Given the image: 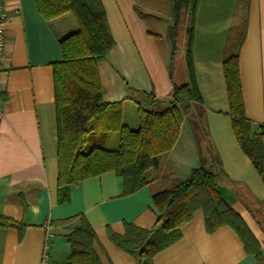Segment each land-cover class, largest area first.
<instances>
[{"label": "crops", "instance_id": "1", "mask_svg": "<svg viewBox=\"0 0 264 264\" xmlns=\"http://www.w3.org/2000/svg\"><path fill=\"white\" fill-rule=\"evenodd\" d=\"M114 45L98 62L103 100L136 114L133 97L143 90L172 95L169 74L173 0H101ZM5 43L0 60V216L22 221L24 231L0 226V264H65V237L76 214L93 227L101 264H138L117 247L107 229L124 223L149 228L157 219L151 195L186 180L193 168L222 169L221 195L260 245L261 263L245 251L228 225L208 232L202 210L180 227L181 237L153 255L151 264H264V183L231 126L222 61L237 53L245 115L264 126V0H198L192 57L202 95L204 136L187 115L171 149L145 172L147 183L123 195L113 170L87 177L56 195L57 137L53 64L62 58L59 38L76 30L65 12L46 20L35 0H3ZM134 117V116H133ZM133 121V120H131Z\"/></svg>", "mask_w": 264, "mask_h": 264}, {"label": "trees", "instance_id": "2", "mask_svg": "<svg viewBox=\"0 0 264 264\" xmlns=\"http://www.w3.org/2000/svg\"><path fill=\"white\" fill-rule=\"evenodd\" d=\"M35 4L46 20L70 12L77 26L75 31L59 38L62 58L53 64L58 201L69 199L71 185L108 170L121 178L123 195L145 185V172L156 167L159 156L171 149L184 115L194 113V131L197 136H204L202 95L192 57L198 0H173L169 29L172 95L159 99L152 93L136 91L135 129L123 123L121 108L116 103L102 97L97 64L113 47L114 40L101 0H35ZM181 31L183 55L178 63ZM222 69L233 132L264 183L263 125L253 130L245 115L237 53L223 58ZM213 165L193 168L186 180L153 192L151 198L158 215L151 227L125 222L123 234L107 229L109 239L138 264H151L153 255L178 240L180 227L200 209L206 231L230 226L245 251L261 263L260 245L221 195L217 180L223 172L219 164ZM71 219L73 223L65 233L69 243L65 264H101L93 247L96 234L86 216L79 213L67 220ZM0 226L17 229L19 238L23 235L22 221L0 216Z\"/></svg>", "mask_w": 264, "mask_h": 264}, {"label": "rangeland", "instance_id": "3", "mask_svg": "<svg viewBox=\"0 0 264 264\" xmlns=\"http://www.w3.org/2000/svg\"><path fill=\"white\" fill-rule=\"evenodd\" d=\"M183 42H184V33H183V31H181L180 32V35H179V40H178V63L181 62V60H182V55H183ZM133 116H131L130 114H128L126 116V118H125V121L123 120V123H125L130 129H135L137 127V125H138V121H137L136 114H133ZM188 118L191 121L192 118H194V113H192V115H188ZM131 120H133V121H131Z\"/></svg>", "mask_w": 264, "mask_h": 264}, {"label": "built area", "instance_id": "4", "mask_svg": "<svg viewBox=\"0 0 264 264\" xmlns=\"http://www.w3.org/2000/svg\"><path fill=\"white\" fill-rule=\"evenodd\" d=\"M2 2L3 0H0V60L3 54L4 43H5L3 27H4V22L6 20V14L2 8ZM262 130L264 131V126H262ZM45 259H46V255L43 256V260H42L43 264H46Z\"/></svg>", "mask_w": 264, "mask_h": 264}]
</instances>
